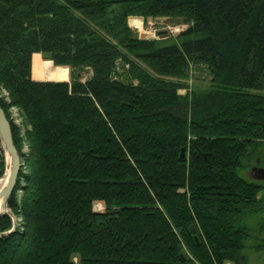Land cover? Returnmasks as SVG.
Listing matches in <instances>:
<instances>
[{
	"label": "trees",
	"instance_id": "16d2710c",
	"mask_svg": "<svg viewBox=\"0 0 264 264\" xmlns=\"http://www.w3.org/2000/svg\"><path fill=\"white\" fill-rule=\"evenodd\" d=\"M140 17L194 28L161 44L130 26ZM34 53L70 80L34 79ZM0 106L21 158L0 264H247L264 207L246 175L264 168V0H0ZM3 153L0 138V176Z\"/></svg>",
	"mask_w": 264,
	"mask_h": 264
},
{
	"label": "rangeland",
	"instance_id": "374dc122",
	"mask_svg": "<svg viewBox=\"0 0 264 264\" xmlns=\"http://www.w3.org/2000/svg\"><path fill=\"white\" fill-rule=\"evenodd\" d=\"M135 17L139 18V16H135ZM140 19L141 20L143 19L142 27L135 28L134 30L142 37L149 38V39H153V38L159 39L161 41V44H170V43L176 42L178 38V33L182 30L187 29L191 25V23H186V21L183 18H171V17L152 18L150 17L148 19H144L143 17H140ZM129 25H130V21H129ZM160 30H167L168 35L164 38H159V36L157 35V31H160ZM47 60H50V59H47L45 57L44 59H41L40 55H37L35 57V60H34V74L35 75L40 76V77L46 75L49 77V74H46L47 69L44 68L45 61ZM52 63L54 64L53 61ZM55 66L68 68L69 73L67 75L68 76L67 79L69 81L71 78L70 68L68 66H63V65H55ZM32 72H33V69H32ZM191 72H192V77L190 78L189 82L193 87L198 86L202 88V87H207L210 85V76H209L208 71L205 68L192 67ZM79 73L82 74L83 80H85L91 76L92 71L91 69L86 68L84 70H81ZM56 81H64V80L56 79ZM182 92H186V90L184 89ZM4 93L7 94V92L5 91ZM11 110L18 116V121L17 122L15 121V122L18 124L19 123L21 124L23 122V118L18 108L15 106H12ZM27 149H28L27 146H25L23 148V151L25 152L27 151ZM3 151H4L3 155L5 157V163H6L7 158H6V152L4 150V147H3ZM255 158L256 156L253 153V157H251V159L248 162L250 166L256 163ZM6 170H7V166L5 164L4 172L0 176L1 178L0 182L3 180ZM246 175L250 177L251 179L264 182V179H256L254 177V172L251 169H248V171L246 172ZM95 209L100 210L103 208H102V205H98V207L95 206ZM13 223L14 224L12 228H15L16 223H17V219H15V217L13 218ZM248 223H250L252 228H250L251 235H250V239L247 242V247L245 249V252L248 255L247 264H264V249H262L261 246H259L264 242L263 241L264 240V228H262L264 225V207L260 212H258L257 214L249 218ZM226 264H232V262H227Z\"/></svg>",
	"mask_w": 264,
	"mask_h": 264
},
{
	"label": "water",
	"instance_id": "95a60500",
	"mask_svg": "<svg viewBox=\"0 0 264 264\" xmlns=\"http://www.w3.org/2000/svg\"><path fill=\"white\" fill-rule=\"evenodd\" d=\"M186 23L188 22L187 19H184ZM193 25H190L187 29L182 30L178 33V36H184L186 34H189L193 31ZM157 35L159 38H164L168 35L167 30H160L157 31ZM141 38H145L140 36ZM0 138L3 144V147L6 151V153H10L12 156L11 160V166H10V173L8 177V182L6 185L0 190V200H3V206L4 209L0 212V215H4L9 211V199L11 195L13 194L17 180L20 174V155L18 152V149L15 146L14 138H13V132H12V126L10 123V120L8 119L4 109L0 106ZM181 157H185V149H182ZM254 177L256 179H264V168L263 167H254L253 168Z\"/></svg>",
	"mask_w": 264,
	"mask_h": 264
},
{
	"label": "bare ground",
	"instance_id": "6f19581e",
	"mask_svg": "<svg viewBox=\"0 0 264 264\" xmlns=\"http://www.w3.org/2000/svg\"><path fill=\"white\" fill-rule=\"evenodd\" d=\"M46 63L49 65V69L46 70V74H49V76H52L53 75V72L52 71V61L50 60H47ZM5 150V149H4ZM6 152V151H5ZM6 166H7V170L5 172V175H4V178L3 180L0 182V190L6 185V183L8 182V177H9V173H10V166H11V160H12V156L10 153H6ZM20 163H21V158H20ZM21 166V165H20ZM21 169V168H20ZM18 181V180H17ZM16 188V187H15ZM15 191V190H14ZM14 193V192H13ZM12 196V195H11ZM98 205L100 204H96V207H98ZM8 207H9V204H8ZM4 209V206H3V200L1 199L0 200V212ZM6 214H12L11 213V210L9 208V211L6 213ZM4 214V215H6ZM1 216V215H0Z\"/></svg>",
	"mask_w": 264,
	"mask_h": 264
},
{
	"label": "crops",
	"instance_id": "0c3cea01",
	"mask_svg": "<svg viewBox=\"0 0 264 264\" xmlns=\"http://www.w3.org/2000/svg\"><path fill=\"white\" fill-rule=\"evenodd\" d=\"M37 55H40L41 59H44V57L42 56L41 53H34V54H33V56H32V69H33L32 77H33L34 79H37V80H55V81H56V79L49 78V77L46 76V75L40 77V76H37V75L34 74V60H35V57H36ZM44 68L49 69V65L46 63V61H45V67H44ZM46 69H45V70H46ZM52 71H54V64H52ZM67 78H68V77H67ZM67 78H64L63 80L68 81ZM61 80H62V79H61Z\"/></svg>",
	"mask_w": 264,
	"mask_h": 264
},
{
	"label": "built area",
	"instance_id": "2783aa9c",
	"mask_svg": "<svg viewBox=\"0 0 264 264\" xmlns=\"http://www.w3.org/2000/svg\"><path fill=\"white\" fill-rule=\"evenodd\" d=\"M134 17V16H133ZM132 18V17H131ZM142 23H143V19H142ZM133 29L138 28L136 25H130ZM11 118L14 121H18V116L11 110Z\"/></svg>",
	"mask_w": 264,
	"mask_h": 264
}]
</instances>
